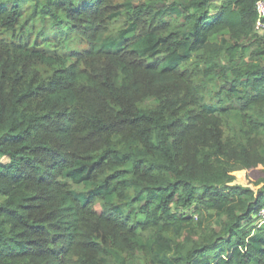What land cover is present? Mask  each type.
I'll return each mask as SVG.
<instances>
[{
	"label": "trees",
	"instance_id": "16d2710c",
	"mask_svg": "<svg viewBox=\"0 0 264 264\" xmlns=\"http://www.w3.org/2000/svg\"><path fill=\"white\" fill-rule=\"evenodd\" d=\"M119 1L0 0V264H264L258 0Z\"/></svg>",
	"mask_w": 264,
	"mask_h": 264
},
{
	"label": "rangeland",
	"instance_id": "374dc122",
	"mask_svg": "<svg viewBox=\"0 0 264 264\" xmlns=\"http://www.w3.org/2000/svg\"><path fill=\"white\" fill-rule=\"evenodd\" d=\"M122 0H120L118 2V4H121ZM217 5V4H216ZM120 10H122V8H120ZM125 12L121 13V15L112 18L110 20H108L107 22V33L105 34V38L114 40L117 38L118 34L120 33V31H122L123 29H125L128 26V20L125 17ZM48 31L46 32L47 37L48 38H54V37H59V35H62L60 38L66 39L65 42V46L64 47V51L68 52V53H79V52H83L85 50H87V44L80 38L78 37L76 34L71 33L69 31H64L62 33H60L59 31L56 32H52L49 28L47 27ZM130 34H127L126 37H130ZM126 39V38H125ZM258 45H260L261 47H264V42L257 44V43H248L245 45L244 50H243V57L244 60L248 63H261L264 65V57H259L255 54V51L258 48ZM109 50H113V49H109ZM225 81L224 80H220L218 82V84H216L215 86H213L215 90H220V87H222L224 85ZM211 100V97L210 99ZM208 100V102H209ZM96 210L100 211V207L96 206ZM264 214L262 213V215L260 216V218L255 221L253 223L252 226H258L260 227L261 225H264Z\"/></svg>",
	"mask_w": 264,
	"mask_h": 264
},
{
	"label": "built area",
	"instance_id": "2783aa9c",
	"mask_svg": "<svg viewBox=\"0 0 264 264\" xmlns=\"http://www.w3.org/2000/svg\"><path fill=\"white\" fill-rule=\"evenodd\" d=\"M257 18L254 24L256 31L264 33V0H258L256 2ZM264 214V209L261 211L260 215Z\"/></svg>",
	"mask_w": 264,
	"mask_h": 264
}]
</instances>
